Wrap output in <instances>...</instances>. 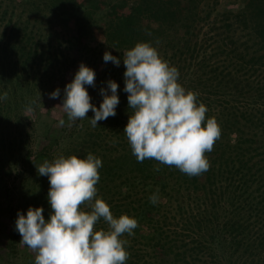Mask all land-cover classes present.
<instances>
[{"label":"trees","instance_id":"obj_1","mask_svg":"<svg viewBox=\"0 0 264 264\" xmlns=\"http://www.w3.org/2000/svg\"><path fill=\"white\" fill-rule=\"evenodd\" d=\"M50 1L59 20L73 24L60 56H44L43 47L23 36L11 47L28 76L51 67L55 90L72 81L81 63L92 69L103 64L92 46L91 20L101 9L122 10L131 1L129 12L111 16L104 30L121 60L110 73L111 80L118 76V118L96 127L77 120L72 131L78 158L92 153L102 160L98 197L115 217L138 221L133 235L121 237L128 241L126 264H264V0H234L235 8L221 9L218 0ZM19 31L10 28L14 36ZM138 42L150 43L178 69V82L198 94L206 116L221 128L205 154L210 168L201 175L155 160L140 163L131 152L123 132L132 114L123 53ZM48 76L38 79L47 85ZM104 77L99 88H107ZM157 188L159 200L152 204ZM96 227L107 229L103 220Z\"/></svg>","mask_w":264,"mask_h":264},{"label":"clouds","instance_id":"obj_2","mask_svg":"<svg viewBox=\"0 0 264 264\" xmlns=\"http://www.w3.org/2000/svg\"><path fill=\"white\" fill-rule=\"evenodd\" d=\"M103 60L117 67L121 63L108 51ZM123 64L124 91L132 110L123 132L137 161L155 160L190 177L208 171L210 162L205 154L213 151L221 128L215 118L206 116L208 109L197 102L198 94L178 82V69L162 59L150 43L138 42L126 50ZM95 78L94 70L81 63L66 84L59 106L67 115L69 127L71 122L88 118L89 111L94 113L90 119L93 127L116 115L118 84L107 81V88L100 89L103 100L96 107L85 87L94 88ZM49 98H60V89L50 93ZM6 99L5 91L0 100ZM36 103L30 101L25 111L33 113L32 105ZM64 124V119H59V126ZM101 167L102 160L92 153L83 159L60 155L36 166L38 175L49 181V218L45 219L43 207H29L26 215L18 212L15 222L22 237L20 243L35 253L34 264H126L128 241L121 237L133 235L138 221L126 214L115 217L110 206L98 197ZM158 200L157 188L149 201L156 204ZM101 220L107 229H97Z\"/></svg>","mask_w":264,"mask_h":264},{"label":"rangeland","instance_id":"obj_3","mask_svg":"<svg viewBox=\"0 0 264 264\" xmlns=\"http://www.w3.org/2000/svg\"><path fill=\"white\" fill-rule=\"evenodd\" d=\"M130 4L131 1L122 10L118 6L116 10L101 9L91 20L92 46L103 62L93 69L96 86L85 85L91 102H102L97 83L102 75L105 82L111 80L110 73L116 69L112 62H104V53L111 52L118 58L116 46L105 42L104 30L109 18L128 13ZM215 4L217 9L236 6L234 0H218ZM59 12L50 0H0V95L8 93V99L0 100V264H34L35 253L20 243L22 237L15 227L17 214L26 215L29 207H43L45 219L49 218L50 185L46 176L38 175L36 166L60 155L76 154L73 150L77 136L72 134L75 122L69 127L67 115L59 106L66 85L60 88V98L50 99L49 94L58 87L55 78L48 76L53 69L47 66L44 72L39 67L37 75L28 76L11 47L13 41L27 39L30 44L35 42L43 47L44 56H60V50L73 34V24L70 20H59ZM14 27L20 29L17 37L10 32ZM44 76L49 77L47 85L38 79ZM112 80L118 84V76ZM32 100L37 103L32 105L34 112L28 113L25 109ZM88 114L90 124L94 113ZM114 117L118 118V106ZM61 118L64 126H59Z\"/></svg>","mask_w":264,"mask_h":264}]
</instances>
